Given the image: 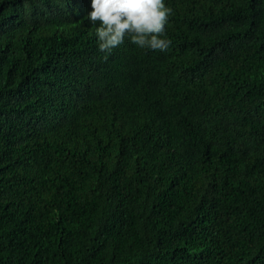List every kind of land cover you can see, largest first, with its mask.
<instances>
[{"label": "trees", "instance_id": "1", "mask_svg": "<svg viewBox=\"0 0 264 264\" xmlns=\"http://www.w3.org/2000/svg\"><path fill=\"white\" fill-rule=\"evenodd\" d=\"M165 4L106 54L90 0H0V264H264V0Z\"/></svg>", "mask_w": 264, "mask_h": 264}, {"label": "clouds", "instance_id": "2", "mask_svg": "<svg viewBox=\"0 0 264 264\" xmlns=\"http://www.w3.org/2000/svg\"><path fill=\"white\" fill-rule=\"evenodd\" d=\"M86 19L96 25L98 51L110 54L125 42L140 49L166 51V25L172 9L165 0H90Z\"/></svg>", "mask_w": 264, "mask_h": 264}]
</instances>
